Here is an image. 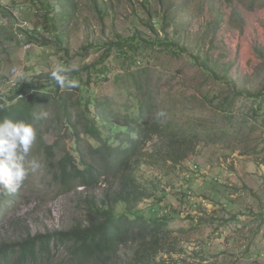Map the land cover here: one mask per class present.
Here are the masks:
<instances>
[{"label": "rangeland", "instance_id": "374dc122", "mask_svg": "<svg viewBox=\"0 0 264 264\" xmlns=\"http://www.w3.org/2000/svg\"><path fill=\"white\" fill-rule=\"evenodd\" d=\"M47 2L55 8L56 25L65 31L76 66L98 62L111 44L141 37L167 40L199 57L190 61L144 46L135 66L151 69L158 102L175 107V122L199 135L188 159L137 169L138 180L154 192L139 208L146 216L151 207L160 208L169 220L159 230H142L148 240L156 237L149 264H264V105L257 109L242 96L232 103L235 90L264 87V0ZM47 14L38 0H0V96L21 82L13 69L27 80L61 63L51 56L55 46L49 43ZM110 61L109 79L97 81L95 94L122 103L128 95L117 75L125 62L116 52ZM47 112L44 145L56 137L49 129L56 116L50 107ZM43 149L32 145L25 164L35 159L39 169L29 171L17 195L0 207V241H15L27 228L32 233L68 229L86 218V200L104 198L105 182L59 193L52 175L62 152L48 160ZM124 209L122 203L116 207ZM140 229L106 256L75 261L69 244H59L37 264H136L134 255L144 239Z\"/></svg>", "mask_w": 264, "mask_h": 264}, {"label": "trees", "instance_id": "16d2710c", "mask_svg": "<svg viewBox=\"0 0 264 264\" xmlns=\"http://www.w3.org/2000/svg\"><path fill=\"white\" fill-rule=\"evenodd\" d=\"M38 1L48 10V21H52L53 40L49 42L55 46L52 58L59 59L60 64L66 67L75 65L70 58L65 31L56 25L55 8L47 0ZM154 27L157 25L154 24ZM31 36L35 37L32 32ZM144 46L153 51H169L187 56L190 61H199V57L188 49L167 40L126 39L111 44L98 62L78 66L77 71L69 73L70 78L79 82L77 88L62 90L51 79V71H42L18 82L0 96V105H3L0 120L9 118L31 123L36 131L34 143L44 146V155L48 160L62 152L52 175L59 193H68L77 187L88 190L100 182L106 183L104 198L100 202L94 198L86 200V218L72 227L43 233H32L27 228L23 236L15 241H0V264H37L49 258L53 248L59 244H69L75 261L97 253L106 256L116 251L119 244L133 230L136 231V227H141L139 234L144 239L135 252L134 262L149 264L154 258L156 237L148 240L150 236L144 235L142 230L147 232L163 228L169 222L168 214L153 206L147 211L150 215L146 216L143 208H139V204L153 197L154 192L138 180L137 169L144 164H178L188 159L192 149H195L191 144L199 135L197 132L191 134L185 125L175 122L178 117L175 107L158 102L152 88L151 69L135 68L140 62L139 51ZM113 52L125 62L122 65L123 74L117 75L128 95L122 103L95 94L97 81L109 79V72L114 67L110 61ZM202 71L218 76L208 68L202 67ZM241 96L249 99L253 107L263 108L264 87L256 92L235 90L232 103ZM49 107L56 116L54 121L57 120L49 129L56 137L44 145L43 122L36 119V115L48 111ZM160 109L165 111L166 116L157 119L155 113ZM17 193L0 194V207ZM163 201L160 198V206ZM120 203L125 205V209L117 212L116 207Z\"/></svg>", "mask_w": 264, "mask_h": 264}, {"label": "clouds", "instance_id": "9594fccd", "mask_svg": "<svg viewBox=\"0 0 264 264\" xmlns=\"http://www.w3.org/2000/svg\"><path fill=\"white\" fill-rule=\"evenodd\" d=\"M78 66L66 67L57 64L50 72V77L60 87L77 88L79 82L70 78L71 72L77 71ZM14 75L20 81L25 80V74L13 69ZM3 105H0L2 108ZM157 119L165 117L166 113L160 109L155 113ZM49 117L47 111H42L36 115V119H46ZM36 139V131L31 123L23 120L14 121L9 118L0 120V194H15L21 187L29 171L36 172L40 165L33 159L25 164L31 147Z\"/></svg>", "mask_w": 264, "mask_h": 264}]
</instances>
